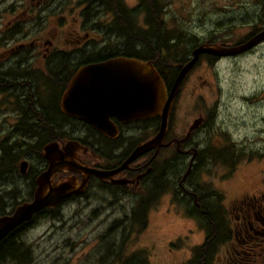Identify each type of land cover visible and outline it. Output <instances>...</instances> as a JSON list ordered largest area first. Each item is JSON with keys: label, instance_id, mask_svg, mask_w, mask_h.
Wrapping results in <instances>:
<instances>
[{"label": "rangeland", "instance_id": "rangeland-1", "mask_svg": "<svg viewBox=\"0 0 264 264\" xmlns=\"http://www.w3.org/2000/svg\"><path fill=\"white\" fill-rule=\"evenodd\" d=\"M22 1L0 0V27L10 21L12 28L16 32L18 30L12 45L0 42V144L17 141L20 146L18 152H23L25 142L35 141L36 137H27L28 133L34 135V131L23 130L24 123L33 121L29 114L32 110L43 113L40 119L37 118L38 121L35 120L42 136L48 131L47 126H52V134L65 132V138L87 142L93 134L91 127L59 114L55 102L58 101L60 87L41 75L47 72L46 66L52 55L47 54L42 59L40 52L15 49L18 42L23 41L28 45L33 37L50 30L55 18L42 16L38 21L29 20L31 14L16 15L23 8ZM78 1L55 0L53 3L45 2V6L52 8L56 4L62 9H71ZM121 1L127 12L131 10L130 19L137 17L139 25L135 28L96 29L97 37L104 41L89 34L86 41L89 48L107 44L109 53L128 51L138 52L139 55L142 54L141 48H144L141 45H147L143 41L153 45L152 31L160 28L171 45L168 52L163 53L165 63H169L167 68L171 69L178 62L188 61L192 49L201 43L231 45L237 40H246L249 34L264 24V12L259 13L261 10L258 12L254 5L261 9L263 0ZM148 1H151L150 7ZM243 2H248L249 6L242 9L241 5L236 6ZM138 5L141 6L139 10ZM67 15L70 18V14ZM55 16H60L62 21V10ZM143 20L148 25H143ZM68 24L62 25L64 28L60 31L63 45H66L68 38L66 31L70 30L66 28ZM134 33L144 35L139 39ZM82 38L85 37L82 35ZM12 47V55L6 57L5 52ZM85 51L88 49L83 47L82 53L66 55L71 60H80ZM215 58L200 56L186 74L167 123L168 137L181 139L193 122L201 119L193 127L195 131L190 141L199 151V157L186 180L181 181L183 188H192L198 195L200 204L235 198L264 173V42L238 56ZM23 74L26 81L33 82L35 79L36 82L32 83L33 102L30 105L22 99L24 88L15 83V76ZM16 101L22 103L19 109L18 105L13 107ZM137 127L140 131H146L151 124H138L132 137L139 134ZM174 144L175 141L172 149ZM101 153L105 157L113 156L112 149L105 144ZM22 155L24 157L17 160L15 167L9 169L5 164L0 171V191H4L5 199L10 200L6 212L14 209L13 206L18 203L30 200L32 179L45 166L41 157L24 152ZM21 160L28 162L25 173L18 170ZM168 161L170 165L166 169L171 171L170 174H165L163 160L151 177V180L156 179L157 186L153 190L150 180L146 187L149 199L145 205L139 204L141 195L134 194L128 188L124 191L115 187L106 188L92 181L86 191L74 200L46 209L18 238L30 250V264H135L142 252H138L139 248L149 252L155 249L159 259L169 248L168 263L177 264L184 260L190 248L198 245L201 231L193 218L197 212L192 199L178 185L188 159L172 152ZM180 238L188 239L183 241ZM0 264L14 262L5 258Z\"/></svg>", "mask_w": 264, "mask_h": 264}, {"label": "flooded vegetation", "instance_id": "flooded-vegetation-1", "mask_svg": "<svg viewBox=\"0 0 264 264\" xmlns=\"http://www.w3.org/2000/svg\"><path fill=\"white\" fill-rule=\"evenodd\" d=\"M54 1L55 0L22 1L21 6L23 8L16 15L31 14L29 20L37 19L38 21L42 16H54L55 18L50 30L33 37L28 45L23 41L18 42L15 49H30L33 50V52H40L43 57L42 59H45L44 57L47 54L52 55V58L49 59V64L46 66L47 72L45 74L42 73L41 75L51 79L54 86L58 85L60 87L58 101L55 102L59 112L60 96L66 89L69 79L75 74L78 68L89 64L106 62L118 57H132L120 55L119 53H109L108 50L110 48L106 47L107 44H102L95 49L89 48V45L86 42L89 39V34L92 35V38L95 37L97 40L104 41L97 37L96 29L101 30L108 27L119 29L118 27L126 26L128 28H135L139 23L137 17L134 20L130 19L129 15H132L131 10L127 12L124 3L121 0H80L77 5L71 9H62L56 4L52 8L45 6V2L53 3ZM147 4L150 7L151 1H148ZM254 5L258 12L261 10L259 13L264 12V0L262 1L261 9H258L257 4ZM236 6H240V9H242L243 7L249 6V3H237ZM46 8H51L52 10L44 11ZM140 8L141 6L138 5L137 9L139 10ZM61 10L64 15L62 21L60 16H55V14ZM247 12L248 10L244 13ZM35 13L37 15H35ZM67 13L70 14V18H68ZM98 14L100 16H98ZM67 22L70 24H68L66 28H70V30L66 31L68 38L65 41L66 45H63L60 40V31L64 28L62 25ZM20 23L23 24L24 22ZM142 24L148 25L144 20ZM262 28H264V24L248 36L250 37ZM17 32L12 28L11 22L6 21L4 25L0 27V42H3L5 45H12L11 43L13 42L14 36L18 35ZM81 34L85 38H82ZM241 40H237L235 43H231V45H237L243 42ZM223 45L231 46L226 44ZM60 46H63L64 49ZM13 47L5 52L6 57L12 55ZM83 47L88 49V51H85V55H81L80 60H71L66 55H75L78 52L82 53ZM51 48L54 49L50 50ZM88 55H90V57ZM212 58L213 60L216 59L215 57ZM62 79L63 82H61ZM62 116L69 120H75L74 118L66 117L64 115ZM140 123H150L151 127L146 131H140V128L137 127L139 134L133 136L134 140H131V138H133L132 133H134L136 126ZM106 125L111 131L113 130V137L92 129L93 134H91L89 140H86L87 142H82L77 138L72 139L86 148L85 153H82L81 151L78 153L77 162L79 165H86L87 167L106 172L114 171L123 164L136 146L144 143L157 133L159 120L147 118L133 122H124L114 114L107 118ZM194 131L195 130L191 129L190 135L185 138L184 142L177 144L180 138L168 137L169 134L167 130L162 141L163 145L160 148L157 150L151 149L146 151L131 160L123 169L109 175L102 181H100L97 176L91 175L86 182V189L90 182L95 181L106 188L115 187L123 191L128 188L134 194L144 196L146 187L150 184L151 177L160 167L162 161L164 160L166 169L167 166L170 165V161H168L169 156L172 152H175L188 159L183 171L184 173H182L178 185L182 188V191L185 192V195L192 199L194 206L198 208L199 211H202L205 206L199 203L198 196L191 190L192 188H183L182 184L186 180L188 174H190L193 163H195L199 157V151L190 143ZM139 135L140 137L137 139L136 137ZM64 139L68 138H63L62 140ZM173 141H175V144L172 149ZM57 142L61 143L59 140H57ZM104 144L112 149L113 156L105 157V154L101 153V148ZM95 146H99V148L97 149ZM45 168L46 161L44 168L41 169L40 172ZM170 172L166 169L165 174H170ZM69 175L75 176L77 182L82 178L81 174L76 172H58L53 176V180H63ZM155 180H151V188L153 190L157 186ZM182 180L183 182H181ZM121 181L124 182L121 183ZM78 196H80V194L70 195L69 197L62 199L56 207L70 202ZM141 196L139 198V204L145 205L149 199V191L146 192L143 198H141ZM209 204L211 205V208H214V214H204L198 218L193 217L195 222L198 223L201 231L198 245L194 247L192 246L187 257L177 264H264V173L249 189L242 191L237 197L231 199H219L214 201L213 204L211 202ZM181 239L184 241V239L188 238H180L179 240ZM139 251L142 252L138 255L139 261L135 264H145L146 262L148 264H156L157 261H160V264H170L167 262L169 257L168 253L170 252L169 248L167 249V253L161 254L160 259L158 258L155 249L152 252H149L147 249L139 248L138 252ZM153 260H155V263H153Z\"/></svg>", "mask_w": 264, "mask_h": 264}, {"label": "water", "instance_id": "water-1", "mask_svg": "<svg viewBox=\"0 0 264 264\" xmlns=\"http://www.w3.org/2000/svg\"><path fill=\"white\" fill-rule=\"evenodd\" d=\"M263 41L264 28L233 46L201 43L192 49L191 58L179 67L169 88L150 62L135 58L118 57L78 68L59 99V111L63 115L82 121L110 137H113V130L107 127V118L114 114L124 122L159 118L158 131L153 137L136 146L123 164L111 172L79 165L78 153H85L86 148L77 141L45 143L41 151L46 168L34 179L31 199L16 205L10 214L0 215V241L17 227L29 222L33 215L46 208L56 207L62 199L70 195L83 193L91 175L102 181L146 151L160 148L178 89L200 55L232 57L249 51ZM200 120L199 118L193 122L177 144L184 142ZM26 168L27 162L20 161L19 172L25 173ZM58 172H76L82 178L77 182L75 176L69 175L63 180L54 181L53 176Z\"/></svg>", "mask_w": 264, "mask_h": 264}, {"label": "trees", "instance_id": "trees-1", "mask_svg": "<svg viewBox=\"0 0 264 264\" xmlns=\"http://www.w3.org/2000/svg\"><path fill=\"white\" fill-rule=\"evenodd\" d=\"M155 16H156L155 17L156 20H158L157 13L155 14ZM152 32H154L152 34L153 35V45L146 42V41H143V43H147L148 46L147 45H145V46L141 45L142 47H144V48H141L142 54L137 55L138 52L129 53L128 51H125V52L121 53L120 55L132 56V57H135L137 59H141L143 61H148L151 64H153L154 67L156 68L157 72L159 73L160 77L162 78V80L166 84L167 88H169V86H170L171 82L173 81L175 74L177 72L176 69L179 68V66H181V64L184 62L183 61L178 62L177 66L174 69H171L169 67L167 68V65L169 63H167V64L165 63V58L163 57V53L168 52L169 46H171V45H169L167 42V39L163 37L162 33L160 32V28L157 30H154ZM134 34L137 35L138 38L141 37L142 35H144V34H140V33H134ZM150 34H147V35H150ZM145 47H147V48H145ZM134 50L135 49H133V51ZM206 57L212 58L210 56H206ZM166 70H169L170 72L169 71L166 72ZM34 82H35V79H33V82H31L28 79L26 81V75L25 74L20 75V76H15V83H18L21 87L24 88V98H22V99L25 100L26 104H29V105L31 104V102H33V98H31L32 97L31 91H33L34 84H32V83H34ZM35 84H36V82H35ZM21 104L22 103L16 101V103L15 102L13 103V107L18 105V109H19V106ZM28 111H29V109H28ZM23 112H24V114L26 113L25 111H23ZM29 114L33 117V121H31L30 123H24L23 130L26 128V130L34 131V135H31L28 133L27 137H29V138L36 137V139L32 143L25 142L23 144L25 146V150L23 152H24V154H29L32 156L36 155V157L42 158V151H41L42 145L47 143V142H51V141H55V140L61 141L63 138H65L64 136L66 134H65V132H60V131L52 134V132H50V131L54 130V128L52 126H47L48 131H45V135L42 136L41 135L42 131L37 127V123L35 122V120L38 121V119H40L42 117L41 115L43 113L40 112L39 110H37V111L32 110V113H31V111H29ZM69 138H71V137H68V139ZM71 139H76V138H71ZM19 148H20V146L18 145L17 141H13L10 144H8V143H1L0 144V171L5 168V164H6L7 168H9V169L12 168V166L15 167L17 164V160L19 158L24 157L22 155L23 152H18ZM37 174H35L33 179H32V182L30 184L31 187H33L32 186L33 180L37 176ZM32 191H33V188H31L30 196H31ZM146 192H148V191L144 192V196H145ZM3 193H4V191H0V215L8 214V213L12 212V210H13V208H12L11 211H9V212L5 211L9 207V201L10 200H6L5 195ZM144 196H141V198H143ZM14 203L15 202H13V204ZM203 205L205 207L211 208L210 204L204 203ZM15 206L16 205H14L13 207H15ZM195 209L197 212L195 218L201 217L204 214H207V215L214 214V208H212V209L204 208L203 209L204 211H199L198 208H196V207H195ZM44 211H41L40 213L33 215V217L31 218V220L29 222L24 223L21 226L17 227L16 229H14L12 232H10L5 238H3L0 241V263L3 262L5 260V258H9L10 260H12L14 262V264H30L31 263L32 257H31L29 248L27 246H25L24 244H22L23 242L19 241L18 238L26 230V228H28L29 226H31L33 223L36 222V219L39 218V216L41 214H43ZM133 217H135V215ZM143 225H144V223L141 224V226H143Z\"/></svg>", "mask_w": 264, "mask_h": 264}]
</instances>
